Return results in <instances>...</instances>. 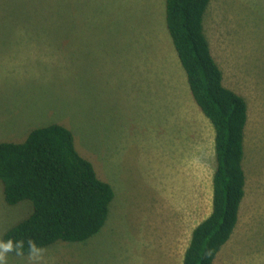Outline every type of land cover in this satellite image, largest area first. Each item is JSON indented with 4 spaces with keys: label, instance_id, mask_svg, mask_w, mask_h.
<instances>
[{
    "label": "rangeland",
    "instance_id": "obj_1",
    "mask_svg": "<svg viewBox=\"0 0 264 264\" xmlns=\"http://www.w3.org/2000/svg\"><path fill=\"white\" fill-rule=\"evenodd\" d=\"M205 30L249 106L246 194L214 264H264V0H211ZM174 48L166 0H0V141L59 122L115 189L98 234L36 259L7 251L5 264H182L211 207L216 154ZM32 208L8 204L0 179V246Z\"/></svg>",
    "mask_w": 264,
    "mask_h": 264
},
{
    "label": "trees",
    "instance_id": "obj_2",
    "mask_svg": "<svg viewBox=\"0 0 264 264\" xmlns=\"http://www.w3.org/2000/svg\"><path fill=\"white\" fill-rule=\"evenodd\" d=\"M211 0H166V25L193 98L215 131L216 168L211 214L191 235L182 264H214L233 236L246 194V98L224 82L205 30ZM0 179L8 204L32 202L31 213L3 234L14 254L56 242H85L106 224L115 189L77 149L73 131L53 122L24 141H0ZM22 242L18 253L15 245Z\"/></svg>",
    "mask_w": 264,
    "mask_h": 264
},
{
    "label": "clouds",
    "instance_id": "obj_3",
    "mask_svg": "<svg viewBox=\"0 0 264 264\" xmlns=\"http://www.w3.org/2000/svg\"><path fill=\"white\" fill-rule=\"evenodd\" d=\"M22 247H23L22 242H17L16 245H15V248H16L18 253L20 252ZM12 248H13V244L11 242L0 246V264H5L3 253L7 252L9 250H12ZM29 248H30V255L34 259L38 258L36 254L38 252H40L41 250L36 246V244L34 242H30L29 243Z\"/></svg>",
    "mask_w": 264,
    "mask_h": 264
},
{
    "label": "crops",
    "instance_id": "obj_4",
    "mask_svg": "<svg viewBox=\"0 0 264 264\" xmlns=\"http://www.w3.org/2000/svg\"><path fill=\"white\" fill-rule=\"evenodd\" d=\"M174 47H175V46H174ZM174 49H175V48H174ZM175 52H176V54H177L176 49H175ZM177 55H178V54H177ZM157 70H158V69H157V66H155L154 69H153L154 74L156 73ZM155 76H156V75H155ZM164 76H168V75H165V74H164ZM212 195H213V193H212ZM212 200H213V196H212ZM243 200H244V199H243ZM212 205H213V202H211V207H210V210H209V212L207 213V216H206V217H208V216L211 214V212H212ZM241 206H242V204H241ZM240 212H241V209H240ZM206 217H205V218H206ZM205 218H204V219H205ZM204 219H203V220H204ZM239 220H240V219H239ZM199 223H200V222H199ZM192 231H193V230H192ZM191 235H192V233H191Z\"/></svg>",
    "mask_w": 264,
    "mask_h": 264
}]
</instances>
